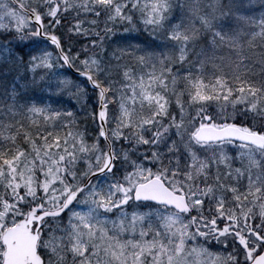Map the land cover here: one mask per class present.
<instances>
[{"label": "snow or ice", "instance_id": "6c2138e0", "mask_svg": "<svg viewBox=\"0 0 264 264\" xmlns=\"http://www.w3.org/2000/svg\"><path fill=\"white\" fill-rule=\"evenodd\" d=\"M0 264H264V0H0Z\"/></svg>", "mask_w": 264, "mask_h": 264}]
</instances>
